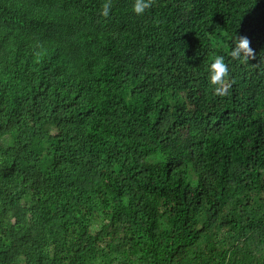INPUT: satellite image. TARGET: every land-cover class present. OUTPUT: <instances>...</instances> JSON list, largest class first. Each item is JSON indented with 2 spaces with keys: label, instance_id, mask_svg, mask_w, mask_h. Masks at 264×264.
I'll list each match as a JSON object with an SVG mask.
<instances>
[{
  "label": "trees",
  "instance_id": "trees-1",
  "mask_svg": "<svg viewBox=\"0 0 264 264\" xmlns=\"http://www.w3.org/2000/svg\"><path fill=\"white\" fill-rule=\"evenodd\" d=\"M104 2L0 0V264H264V0Z\"/></svg>",
  "mask_w": 264,
  "mask_h": 264
},
{
  "label": "clouds",
  "instance_id": "clouds-1",
  "mask_svg": "<svg viewBox=\"0 0 264 264\" xmlns=\"http://www.w3.org/2000/svg\"><path fill=\"white\" fill-rule=\"evenodd\" d=\"M152 4V0H135L133 11L137 14H143ZM112 8V0H105L101 6V15L108 17ZM250 40L246 36L237 38L236 45L231 51L233 59H242L247 62L249 59H255L256 54L250 46ZM210 83L215 86L214 92L217 96H225L228 93L230 84L228 82L229 66L223 56H216L210 64Z\"/></svg>",
  "mask_w": 264,
  "mask_h": 264
}]
</instances>
